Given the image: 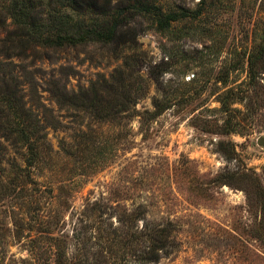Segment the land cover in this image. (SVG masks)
I'll return each mask as SVG.
<instances>
[{
    "label": "rangeland",
    "instance_id": "obj_1",
    "mask_svg": "<svg viewBox=\"0 0 264 264\" xmlns=\"http://www.w3.org/2000/svg\"><path fill=\"white\" fill-rule=\"evenodd\" d=\"M210 1L206 32L163 35L136 20L139 50L163 70L154 80L142 68L139 83L125 66L135 104L106 121L57 107L45 83L117 79L128 50L90 44L15 62L34 77L18 79L27 106L38 105L32 82L59 124L34 164L0 135V264H264V0ZM153 100L165 110L151 118Z\"/></svg>",
    "mask_w": 264,
    "mask_h": 264
},
{
    "label": "trees",
    "instance_id": "obj_2",
    "mask_svg": "<svg viewBox=\"0 0 264 264\" xmlns=\"http://www.w3.org/2000/svg\"><path fill=\"white\" fill-rule=\"evenodd\" d=\"M211 4L210 0H201L191 10L181 6L164 7L157 0H0V135L13 145L25 147L28 163L34 164L41 160L40 149L47 142L46 128L56 130L59 124L53 109L39 103L40 86L32 82L28 84V91L36 97L38 105L27 106L18 79L25 75L28 79L34 77L26 66L15 71V62L29 61L30 67H34L35 61H42L50 52L55 54L90 44L111 47L119 55L128 50L123 66L114 71L117 79L99 76L77 91L67 90L59 80L45 83V92L57 107L87 112L99 121H106L127 105L135 104L130 97V85L122 77L125 66L136 73L139 83H143L139 74L142 68L154 80L156 72L163 70V64L147 63L144 52L139 50L137 36L141 31L136 27V20L150 21L163 35H175L194 25L206 32V25H200L201 17L208 13ZM178 25L179 32H176ZM254 66L253 60L249 63L250 79H254ZM140 90V87L135 89V96ZM105 95H112L115 102L119 101L118 106L105 103ZM221 105L224 107L223 102ZM153 108L154 112L143 114L153 118L165 110L157 100H153ZM224 134H229L227 129ZM243 179L250 181L246 175ZM250 184L253 194L263 203L260 184L251 181Z\"/></svg>",
    "mask_w": 264,
    "mask_h": 264
},
{
    "label": "water",
    "instance_id": "obj_3",
    "mask_svg": "<svg viewBox=\"0 0 264 264\" xmlns=\"http://www.w3.org/2000/svg\"><path fill=\"white\" fill-rule=\"evenodd\" d=\"M263 142L262 141H259V144H262Z\"/></svg>",
    "mask_w": 264,
    "mask_h": 264
}]
</instances>
